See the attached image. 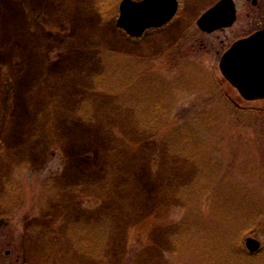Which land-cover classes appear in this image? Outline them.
<instances>
[{
	"label": "rangeland",
	"instance_id": "obj_1",
	"mask_svg": "<svg viewBox=\"0 0 264 264\" xmlns=\"http://www.w3.org/2000/svg\"><path fill=\"white\" fill-rule=\"evenodd\" d=\"M218 1L132 38L122 0H0V264H84L91 214L117 222L103 264H264V99L219 67L264 0L205 33Z\"/></svg>",
	"mask_w": 264,
	"mask_h": 264
},
{
	"label": "water",
	"instance_id": "obj_2",
	"mask_svg": "<svg viewBox=\"0 0 264 264\" xmlns=\"http://www.w3.org/2000/svg\"><path fill=\"white\" fill-rule=\"evenodd\" d=\"M178 10V0H122L117 25L129 36L140 38L149 29L171 22ZM236 20L235 2L220 0L201 15L197 24L203 32L212 33L231 27ZM219 67L245 100L264 99V28L235 41L222 55ZM246 248L250 253H257L261 243L249 237Z\"/></svg>",
	"mask_w": 264,
	"mask_h": 264
},
{
	"label": "trees",
	"instance_id": "obj_3",
	"mask_svg": "<svg viewBox=\"0 0 264 264\" xmlns=\"http://www.w3.org/2000/svg\"><path fill=\"white\" fill-rule=\"evenodd\" d=\"M233 110L238 112L239 109L233 108ZM244 116L251 117L253 115L249 111H246ZM75 216L76 218L78 217L74 214L73 218ZM88 220L85 227L79 226V223L78 225H74L70 232V240L75 249L74 252H76L84 264H103V262H106L110 258V255L111 258H114L112 254L114 253V246L116 244L114 233L117 231L115 229L117 222L115 218H109L106 214H99L95 217L91 214ZM40 234H43L42 228L38 229L37 233L32 234L31 241H40L42 239V236H39ZM109 249L110 255H108L107 251ZM114 260L116 259L114 258Z\"/></svg>",
	"mask_w": 264,
	"mask_h": 264
}]
</instances>
